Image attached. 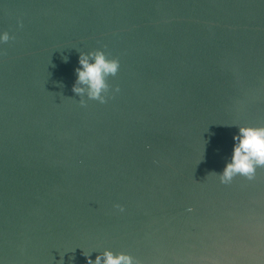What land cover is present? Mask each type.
I'll use <instances>...</instances> for the list:
<instances>
[{"label": "water", "instance_id": "water-1", "mask_svg": "<svg viewBox=\"0 0 264 264\" xmlns=\"http://www.w3.org/2000/svg\"><path fill=\"white\" fill-rule=\"evenodd\" d=\"M4 32L0 264H264V168L210 175L264 126V0H0ZM97 49L121 67L81 107Z\"/></svg>", "mask_w": 264, "mask_h": 264}, {"label": "clouds", "instance_id": "clouds-1", "mask_svg": "<svg viewBox=\"0 0 264 264\" xmlns=\"http://www.w3.org/2000/svg\"><path fill=\"white\" fill-rule=\"evenodd\" d=\"M21 27L23 24L21 22ZM12 39L7 32L0 36V43H8ZM79 67L75 69L77 79L72 91L80 97V106L87 107L88 100L106 104L113 92L109 78H114L120 70V61L117 58H109L103 50H93L88 53L79 52ZM6 55V53H2ZM67 62V57L64 58ZM115 93L120 92V88H115ZM239 134L234 137L235 145L230 162L226 164L220 174L212 173L218 177L223 185H230L237 176L246 178L249 181L255 179L258 168H264V126H237ZM150 147V146H149ZM115 207L124 212L123 206L117 204ZM194 211V209H189ZM87 264H140V262L130 254L124 252L115 253L105 250L97 255L95 261L91 256L85 254Z\"/></svg>", "mask_w": 264, "mask_h": 264}]
</instances>
